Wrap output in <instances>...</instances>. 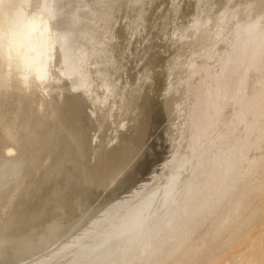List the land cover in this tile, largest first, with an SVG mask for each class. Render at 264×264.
I'll return each mask as SVG.
<instances>
[{
	"label": "water",
	"instance_id": "95a60500",
	"mask_svg": "<svg viewBox=\"0 0 264 264\" xmlns=\"http://www.w3.org/2000/svg\"><path fill=\"white\" fill-rule=\"evenodd\" d=\"M263 56L264 0H0V264L85 263Z\"/></svg>",
	"mask_w": 264,
	"mask_h": 264
},
{
	"label": "rangeland",
	"instance_id": "374dc122",
	"mask_svg": "<svg viewBox=\"0 0 264 264\" xmlns=\"http://www.w3.org/2000/svg\"><path fill=\"white\" fill-rule=\"evenodd\" d=\"M202 144V147L192 158V161L188 164V167L182 173V176L174 184V187H172L171 190L161 196L159 200L153 203L152 206L146 209L141 215H139L134 221H132L127 227H125L120 233H118L99 251H97L92 256V258L90 257L87 260L90 263H88L87 261L85 263L109 264L110 261H112L116 255L122 252L126 253V251L131 248H134V246H138L143 241H146V243L148 244V249L150 246L149 243L159 237V234H161L162 231L163 233H166V231L171 232L173 228L172 226L177 223L175 221H179V219H182V217H184L185 215V212L187 213V209L190 210V208L193 206H191L190 204V202L192 201V197L193 200H195L194 198L196 196L197 199L199 195L201 196L204 194L214 193L217 194V196L223 195L225 192H228L230 190L234 191L235 188L233 187V185L236 180H239L241 182V185H243V187H246L248 191L243 193L242 196L239 198H236V194H234V197L232 196L227 201H224L222 204L215 206L213 208L214 210H207L203 217V220H205L203 222H206V225H203V227H199V222L191 221L194 223H190L191 225H189V227L193 226V232L192 234L187 236L188 238L185 237V240L187 242L185 241V243L181 244L175 254L172 255V257L170 256L161 258L157 260L155 264H247L246 254H248V247L246 246L248 245L246 243H252L255 238L258 237L264 231V195H261V197L257 196L256 199V196H254L255 194L252 192V189L257 188L258 183L256 184V182L259 181V178L260 180L262 179L264 181L263 57L255 67V70L245 81L244 86L234 97V100L231 102L230 106L223 113V116L213 128V131L209 134V136L205 139ZM234 151L236 154L234 153ZM232 155H237L238 157H234ZM226 156L228 159L225 158ZM230 156L236 159L240 158L241 160L239 166H237L236 169L233 168L234 170L231 169L230 166H234L233 161L236 159L233 158V160ZM229 158L231 161H229ZM223 159H227V161H229L230 163H228V166H226L225 169L221 172V170L218 169L220 168L218 166L220 162L222 163L224 161ZM218 178L220 181L218 180ZM222 178L224 179L222 180ZM259 197L261 199H259ZM222 210L224 216L220 219L218 217L219 214H222ZM252 211H256V213H259L257 215L255 214V212L251 213ZM241 215L244 217L245 221L241 220ZM250 215L251 218H249ZM215 216L217 218H215ZM252 217L255 219H253ZM238 218L240 220L239 222ZM248 218L250 221L248 220ZM214 219L217 221V225L215 224L216 221ZM236 222H238L239 224ZM241 222L244 223V225H241ZM247 222H249V225H247L248 227L245 226V223ZM237 225L239 227H236ZM229 228L231 229V231ZM231 232L233 233V235ZM238 233L240 234V236L238 235ZM235 234L238 236H236ZM184 235L186 236L187 234L184 233ZM201 236L203 238H201ZM229 236H235V241H238L233 242L234 239H231L233 237L230 238ZM199 237L202 240L205 237L206 239H208H204L203 241L205 242V244L207 243V246H209L206 247L205 245L204 247L206 250L208 248L207 251L209 252L205 251L204 253V249H197L196 247L198 246H196L195 251L197 253V256L194 259L192 258L193 261L191 259V261L184 262L186 258L192 255V252L194 250L193 247L194 245H196L195 242L197 243L198 239L201 240ZM216 240L221 241H219L218 243ZM224 240L226 241V243H224ZM220 242L224 243L223 248L219 247L220 245L222 246V243ZM225 244L226 246L224 247ZM210 246L213 249H211ZM221 248L222 251H224L225 253L220 250ZM234 248H237L236 251L234 250ZM244 248H246V250ZM240 249L241 251L243 250L246 252H240ZM216 250L217 252L215 253ZM199 251H201V253ZM233 252L237 253L233 254ZM208 253H210V255ZM211 253L214 254L211 255ZM112 254L114 257H112ZM200 254H203L201 255L203 258H198ZM186 255H188V257ZM231 255L234 257V259ZM204 257H207V260ZM211 257H213L214 259ZM225 258L227 260L222 261V259L224 260ZM199 260H202V262L205 260L206 261L201 263V261Z\"/></svg>",
	"mask_w": 264,
	"mask_h": 264
},
{
	"label": "bare ground",
	"instance_id": "6f19581e",
	"mask_svg": "<svg viewBox=\"0 0 264 264\" xmlns=\"http://www.w3.org/2000/svg\"><path fill=\"white\" fill-rule=\"evenodd\" d=\"M263 58H264V56H263ZM254 127V126H253ZM249 128V127H248ZM250 128H252V127H250ZM255 129V128H254ZM253 129V130H254ZM250 130V129H249ZM232 152H233V150H232ZM234 153H235V151H234ZM227 154V153H226ZM232 154V153H231ZM236 154V153H235ZM232 156H234V157H236L235 155H232ZM231 157V156H230ZM233 157V158H234ZM238 157V156H237ZM223 158V157H222ZM225 158H227V156L225 157ZM232 157H231V159H233ZM228 159V158H227ZM227 159L226 160H224L222 163L220 162V164H219V166L218 167H220V168H218V169H220L221 170V172H222V170H224L225 169V167L226 166H228V163H230L229 161H231L230 160V158H229V161H227ZM234 159H236V158H234ZM233 159V160H234ZM232 160V161H233ZM234 163V166L232 167V166H230L231 167V169H236V167L237 166H239V164H240V162H241V160H240V158L238 159H236V160H234L233 161ZM231 164H232V162H231ZM230 165V164H229ZM233 169V170H234ZM229 170V169H228ZM232 170V171H233ZM230 171V170H229ZM215 172V171H214ZM225 172V171H224ZM223 172V173H224ZM223 173H220V174H223ZM228 173V172H227ZM219 175V174H218ZM224 178H222V180H223ZM263 179H264V177H263ZM218 180H219V178H218ZM220 181V180H219ZM224 183V182H223ZM258 183V185H257V188H255V189H252V192L255 194L254 196H256V199H257V196H260L261 197V195H264L263 193H264V181L261 179L260 180V178H259V181L258 182H256V184ZM221 184V183H220ZM225 184V183H224ZM233 187L235 188L234 189V191H232V190H230V191H228V192H225L223 195H219V196H217V194H214V193H210V194H204V195H199L198 196V198L196 199V197L194 198L195 200H193V197H192V201L190 202V199H189V202H190V204H191V206L193 207H191L190 208V210L189 209H187V213L185 212V215H184V217H182V216H180V217H182V219H179V221L177 220V221H175V222H177V223H175L174 224V226H172L171 228H172V230H171V232H167L166 230V233L164 232L163 233V231H162V233L161 234H159L160 236L159 237H157L154 241H152L151 243H149L150 244V246H149V248L147 249V243H146V241L144 242H141L138 246H134V248H131V249H129L128 251H126V253L125 252H122V253H119L118 255H116L115 256V258H113V260L112 261H110V263L109 264H155V262L157 261V260H159V259H161V258H164V257H172V255H174L175 254V252L178 250V247L181 245V244H183V243H185V237H187L188 235H190V234H192V232H193V226L191 227H189V225H191L192 223H194V222H191V221H197V222H199V227H203V225H206L203 221H205V220H203L204 218V215H205V213L207 212V210H211V209H213L215 206H218L219 204H222L224 201H227L230 197H232L234 194H236V198H239V197H241L242 196V194L243 193H245L246 191H248L247 190V188L246 187H243V185H241V182L239 181V180H236L235 181V183H234V185H233ZM197 188V187H196ZM250 191H251V189H250ZM201 193V192H200ZM235 196V195H234ZM233 196V197H234ZM259 197V199H261ZM235 198V199H236ZM186 201V200H185ZM229 205V204H228ZM225 206V205H224ZM230 206V205H229ZM228 206V207H229ZM246 206V205H245ZM187 208H188V206H187ZM186 209V208H185ZM216 209V208H215ZM245 209V208H244ZM182 210V209H181ZM214 210V209H213ZM224 210V209H223ZM223 210H222V214L220 215L219 214V217L218 218H222L223 216H224V213H223ZM248 211V210H247ZM214 212V211H213ZM224 212H226V211H224ZM240 212V211H239ZM253 212H255V214H257L258 215V213H256V211H252L251 213H253ZM247 213V212H246ZM261 213H263V212H261ZM260 213V214H261ZM145 215V214H144ZM183 215V214H182ZM246 215H248V214H246ZM242 216V215H241ZM240 216V217H241ZM245 216V215H244ZM253 216V215H252ZM263 216V215H262ZM261 216V217H262ZM227 217V216H226ZM249 217V216H248ZM254 217V216H253ZM252 217V218H253ZM257 217H260V216H257ZM215 218H217L216 216H215ZM242 218V219H241ZM240 219L241 220H244L245 221V219H244V217L242 216ZM249 218H251V215H250V217ZM249 218H248V220H249ZM253 219H255V218H253ZM252 219V220H253ZM259 219V218H258ZM215 220V219H214ZM216 221V220H215ZM240 220H239V218H238V222H239ZM250 221V220H249ZM238 222H236V223H238ZM254 222H256V221H254ZM191 223V224H190ZM248 223V224H247ZM247 223H245L246 225V227H248L247 225H249V222H247ZM167 224V223H166ZM216 225H217V221H216V223H215ZM239 224V223H238ZM235 225V224H234ZM241 225H244V223H242L241 222ZM255 225V224H254ZM166 226V225H165ZM223 226V225H222ZM142 227V226H141ZM198 227V228H199ZM208 227H209V225H208ZM211 227H213V226H211ZM236 227H239L238 225L236 226ZM245 227V228H246ZM170 228V227H169ZM151 229V228H150ZM155 229V228H154ZM167 229V228H166ZM202 229V228H201ZM230 229V228H229ZM233 229H235V228H233ZM240 229V228H239ZM241 229H242V227H241ZM240 229V230H241ZM198 230V229H197ZM200 230V229H199ZM222 230V229H221ZM152 231V230H151ZM203 231V230H202ZM228 231V230H227ZM230 231H231V229H230ZM237 231V230H236ZM236 231H234V232H236ZM128 232V231H127ZM126 232V233H127ZM161 232V231H160ZM187 232V233H186ZM208 232V231H207ZM224 232V231H223ZM222 232V233H223ZM229 232V231H228ZM243 232V231H242ZM184 233L185 234H187L186 236L184 235ZM232 233V232H231ZM204 234H205V232H204ZM229 234V233H228ZM244 234V233H243ZM151 235V234H150ZM231 235V234H230ZM232 235H233V233H232ZM236 235V234H235ZM238 235L240 236V234L238 233ZM238 235H236V236H238ZM242 235V234H241ZM134 236V235H133ZM158 236V235H157ZM210 236V235H209ZM212 237V236H211ZM220 237V236H219ZM227 237V236H226ZM230 238L231 237H233V236H229ZM256 237V236H255ZM147 238V237H146ZM151 238V237H150ZM188 238V237H187ZM200 238V237H199ZM201 238H203L202 236H201ZM200 238V239H201ZM208 238V237H207ZM215 238V237H214ZM213 238V239H214ZM229 238V239H230ZM240 238V237H239ZM257 238V239H256ZM255 238V240L252 242V243H250L249 244V242L248 243H246L248 246H246V247H248V250H247V253L248 254H246L247 255V264H264V231L258 236V237H256ZM204 239H206V237L204 238ZM203 239V240H204ZM212 239V238H211ZM218 239V238H217ZM232 240H233V242H237L238 240H236L235 241V236L233 237V238H231ZM253 239H254V237H253ZM202 239L201 240H199L198 239V242L196 243L195 242V244L196 245H194V247H193V252H192V255L191 256H189L188 257V255H186L188 258H186L185 260H184V262H188V261H191V259L193 258H195L196 256H197V253H196V251H195V247L196 246H198V247H196L197 249H204L203 250V252L205 253V251H207L208 250V248H207V250L204 248L205 247V245L207 244H205V242L203 241ZM206 240H208V239H206ZM205 240V241H206ZM232 240H230V241H232ZM217 241V240H216ZM219 241H221V240H219ZM219 241H217L218 243H219ZM225 241V240H224ZM229 241V242H230ZM241 241V240H240ZM262 243H261V242ZM187 242V241H186ZM207 242H209V241H207ZM214 243V242H213ZM220 243H222V246L220 245L219 247H222L223 248V244L224 243H226V241L223 243V242H220ZM240 243V242H239ZM126 244V243H125ZM130 244H132V243H130ZM228 244V243H227ZM212 245V244H211ZM219 245V244H218ZM232 245H234V244H232ZM239 245V244H238ZM226 246V244L224 245V247ZM206 247H209V246H207L206 245ZM216 247V246H215ZM233 247V246H232ZM231 247V248H232ZM210 248L211 249H213L211 246H210ZM222 248L220 249L221 251H222ZM188 249V248H187ZM216 249V248H215ZM227 249V248H226ZM230 249V248H229ZM237 249V248H236ZM236 249L234 248V250L236 251ZM245 250H246V248H244ZM126 250V249H125ZM191 250V249H190ZM102 251V250H101ZM243 251V250H242ZM241 251V249H240V252H242ZM200 253H201V251H199ZM207 252H209V251H207ZM206 252V253H207ZM210 252H211V250H210ZM212 252H213V250H212ZM217 252V250L215 251V253ZM223 253H225L224 251H222ZM244 252H246V251H243V253ZM117 253V252H116ZM189 253H190V251H189ZM237 252H233V254H236ZM254 253V254H253ZM209 255H210V253H208ZM208 254H207V256H208ZM212 254H214V253H211V255ZM232 254V253H231ZM201 255H203V254H200L199 256H198V258L200 257V258H203ZM96 256V255H95ZM205 256V255H204ZM222 256V255H221ZM232 256V255H231ZM112 257H114L113 256V254H112ZM215 257V256H214ZM233 257V256H232ZM92 258V257H91ZM198 258H196V259H198ZM206 260H207V257H204ZM211 258H213V257H211ZM216 258V257H215ZM223 258V257H222ZM228 258V257H227ZM245 258H246V256H245ZM193 259H192V261H193ZM195 259V260H196ZM214 259V258H213ZM212 259V260H213ZM230 259H232V258H230ZM233 259H234V257H233ZM194 260V261H195ZM204 260V259H203ZM205 260V261H206ZM225 260H227L226 258L223 260L222 259V261H225ZM98 261V260H97ZM109 261V260H108ZM107 261V262H108ZM199 261H201V263H203V262H205V261H203L202 262V260H199ZM233 261V260H232ZM232 261H231V263H232ZM88 262V261H87ZM215 262V261H214ZM228 262V261H227ZM88 263H90V262H88ZM99 263V262H98ZM163 263V262H162ZM230 263V262H229ZM84 264V263H83ZM85 264H87V263H85ZM102 264V263H101ZM212 264V263H211ZM220 264V263H219ZM227 264V263H226Z\"/></svg>",
	"mask_w": 264,
	"mask_h": 264
}]
</instances>
